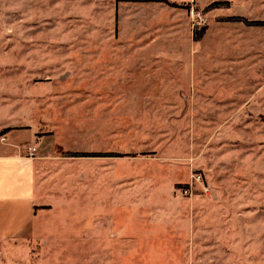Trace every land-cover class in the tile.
Segmentation results:
<instances>
[{"label": "rangeland", "instance_id": "rangeland-1", "mask_svg": "<svg viewBox=\"0 0 264 264\" xmlns=\"http://www.w3.org/2000/svg\"><path fill=\"white\" fill-rule=\"evenodd\" d=\"M166 1L0 0V129L44 139L5 264H264V0Z\"/></svg>", "mask_w": 264, "mask_h": 264}, {"label": "crops", "instance_id": "crops-1", "mask_svg": "<svg viewBox=\"0 0 264 264\" xmlns=\"http://www.w3.org/2000/svg\"><path fill=\"white\" fill-rule=\"evenodd\" d=\"M197 35V39H194V31L191 34V45L197 44L199 47L197 54L200 56V62L198 64L197 82L200 84V88L207 89L208 62L200 52L202 45H199L204 30ZM154 57L159 58L158 55ZM175 57H180V55ZM141 62L148 63L144 61L143 57ZM181 63V60L176 59L175 64L178 66V71ZM0 98L8 100L2 93ZM3 105H7L4 111H0L4 117H27L26 113L19 108L15 109L11 102H0V107ZM12 120L16 121L15 119ZM3 126L5 127L0 129V137L6 138V141H0V244L8 243L20 237L30 227L34 219L35 208L38 206L36 177L38 164H41L36 155L44 140L38 138V134L30 125L20 126L18 123H14L13 125L3 124ZM6 130L8 132L4 133ZM33 147L37 151L34 154L36 157H29L27 149ZM0 264H5L1 257Z\"/></svg>", "mask_w": 264, "mask_h": 264}, {"label": "trees", "instance_id": "trees-1", "mask_svg": "<svg viewBox=\"0 0 264 264\" xmlns=\"http://www.w3.org/2000/svg\"><path fill=\"white\" fill-rule=\"evenodd\" d=\"M142 2H155V3H163V4H167V5H170V6H173V7H177L176 5L174 6L173 4L171 3H167L166 0H142ZM237 20V19H236ZM237 21H241V19H238ZM253 26H257V27H263L264 26V21L262 22H254L252 23ZM197 35V31H194V35ZM194 39H197V36H194ZM8 132V130L4 131V133ZM1 134V133H0ZM70 157H77V158H83V157H120L119 155H99V154H95V155H92V154H75V155H71Z\"/></svg>", "mask_w": 264, "mask_h": 264}, {"label": "built area", "instance_id": "built-area-1", "mask_svg": "<svg viewBox=\"0 0 264 264\" xmlns=\"http://www.w3.org/2000/svg\"><path fill=\"white\" fill-rule=\"evenodd\" d=\"M204 23H205V20L202 19L201 17H198L197 21L195 23H193L194 25L192 24V27H194L195 25H198V26L202 25L203 26ZM0 141L1 142H5L6 141V138L0 137ZM27 151H28L29 157H33L34 154H35V152H36V149L34 147L33 148H28ZM193 180L196 183H201L202 177H201V175H195V176H193ZM185 192H186V190H185Z\"/></svg>", "mask_w": 264, "mask_h": 264}]
</instances>
